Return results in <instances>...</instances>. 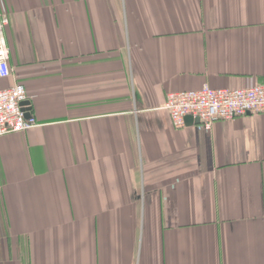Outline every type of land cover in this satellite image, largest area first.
Returning <instances> with one entry per match:
<instances>
[{
	"label": "crops",
	"instance_id": "1",
	"mask_svg": "<svg viewBox=\"0 0 264 264\" xmlns=\"http://www.w3.org/2000/svg\"><path fill=\"white\" fill-rule=\"evenodd\" d=\"M36 126L0 137V264H264V114L174 129L170 93L264 85V0H0Z\"/></svg>",
	"mask_w": 264,
	"mask_h": 264
},
{
	"label": "built area",
	"instance_id": "2",
	"mask_svg": "<svg viewBox=\"0 0 264 264\" xmlns=\"http://www.w3.org/2000/svg\"><path fill=\"white\" fill-rule=\"evenodd\" d=\"M8 25L7 14L0 12V80L11 76L10 53L5 37ZM24 101H27V96L21 84L0 90V137L36 126L32 116L25 117L27 107L21 105ZM163 109L168 113L174 129L184 128L186 118L191 117L203 130L211 131L217 122L264 114V85L246 89H213L204 85L198 90L170 93L166 96Z\"/></svg>",
	"mask_w": 264,
	"mask_h": 264
},
{
	"label": "water",
	"instance_id": "3",
	"mask_svg": "<svg viewBox=\"0 0 264 264\" xmlns=\"http://www.w3.org/2000/svg\"><path fill=\"white\" fill-rule=\"evenodd\" d=\"M28 102L27 101H24V102H22L21 103V105L23 106V107H27L28 106ZM31 116V114L27 111V109H26V111H25V117L26 118H29ZM196 123L198 124V121L196 120Z\"/></svg>",
	"mask_w": 264,
	"mask_h": 264
}]
</instances>
